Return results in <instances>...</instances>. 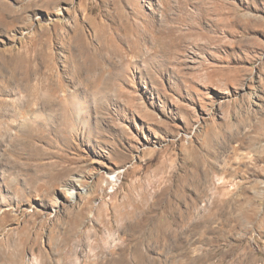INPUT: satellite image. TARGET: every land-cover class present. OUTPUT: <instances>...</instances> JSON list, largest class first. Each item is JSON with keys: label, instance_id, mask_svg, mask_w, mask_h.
Here are the masks:
<instances>
[{"label": "rangeland", "instance_id": "rangeland-1", "mask_svg": "<svg viewBox=\"0 0 264 264\" xmlns=\"http://www.w3.org/2000/svg\"><path fill=\"white\" fill-rule=\"evenodd\" d=\"M1 107L0 264H264V0H0Z\"/></svg>", "mask_w": 264, "mask_h": 264}, {"label": "bare ground", "instance_id": "bare-ground-1", "mask_svg": "<svg viewBox=\"0 0 264 264\" xmlns=\"http://www.w3.org/2000/svg\"><path fill=\"white\" fill-rule=\"evenodd\" d=\"M42 87H44V86H42ZM47 88L49 87V85H47L46 86ZM55 92L56 91H58V89H55L54 90ZM41 105H43V104H41ZM42 108H40V109H38L37 111H40ZM31 111V109L30 108H26V109H23L22 111H18V110H16V109H14L13 111H10V109H8V108H5V107H1L0 108V115H3V114H6L7 112L9 113V112H12L13 114H14V116H16V118L18 119V118H23V117H18V113H25V112H30ZM24 119H27V118H24ZM32 120H34L33 118H31ZM25 121V120H24ZM28 121V120H27ZM247 121V120H246ZM245 121V122H246ZM20 122H22V121H20ZM4 122L3 121H1L0 120V125L1 124H3ZM246 125H248V127H249V129H251V128H256V126H255V124L253 123L252 125H250V124H248V123H245ZM240 125H243V124H240ZM234 133H233V135H234V137L235 138H237V139H240V140H246L247 141V143H248V148L252 151V150H256L257 151V148H255L254 146H256V143L258 142V140H259V137H260V134L258 135V136H247V134L250 132V130L249 131H245V132H241L240 130H238L237 131V129H235L234 131H233ZM4 135V136H6V137H9L11 134L9 133V130H8V128L7 127H3V128H0V135ZM10 134V135H9ZM247 136V137H246ZM245 143V142H244ZM249 153H247V154H239V162H238V165H246L247 163H249L250 162V160H252V157L250 156V157H247V155H248ZM245 158H247V160L248 161H244V159ZM255 159L256 160H258L259 159V157L258 156H255ZM212 177L213 176H209L208 175V173L205 175V177L203 178V182L204 183H206L207 181H210V180H212ZM98 182H100V181H98ZM74 192L73 191H68V196H71L72 194H73ZM3 214H5V213H2L0 216H2ZM140 238H141V236H137V238L136 239H139L140 240ZM149 241H150V239H149ZM151 242V241H150ZM153 243V242H152ZM151 243V244H152ZM105 256V255H104ZM122 256V255H121Z\"/></svg>", "mask_w": 264, "mask_h": 264}]
</instances>
